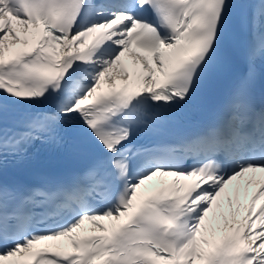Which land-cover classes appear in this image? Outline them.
I'll return each instance as SVG.
<instances>
[{
	"label": "snow or ice",
	"instance_id": "6c2138e0",
	"mask_svg": "<svg viewBox=\"0 0 264 264\" xmlns=\"http://www.w3.org/2000/svg\"><path fill=\"white\" fill-rule=\"evenodd\" d=\"M261 64L264 0H0V264H264Z\"/></svg>",
	"mask_w": 264,
	"mask_h": 264
}]
</instances>
